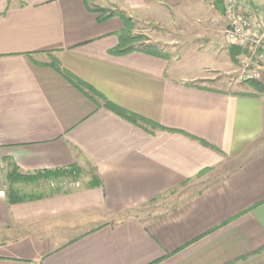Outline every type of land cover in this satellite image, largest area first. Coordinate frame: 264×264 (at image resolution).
<instances>
[{
  "label": "crops",
  "instance_id": "0c3cea01",
  "mask_svg": "<svg viewBox=\"0 0 264 264\" xmlns=\"http://www.w3.org/2000/svg\"><path fill=\"white\" fill-rule=\"evenodd\" d=\"M182 2L0 0V171L40 188L0 189V264H264V95L112 53L118 13L168 22Z\"/></svg>",
  "mask_w": 264,
  "mask_h": 264
},
{
  "label": "rangeland",
  "instance_id": "374dc122",
  "mask_svg": "<svg viewBox=\"0 0 264 264\" xmlns=\"http://www.w3.org/2000/svg\"><path fill=\"white\" fill-rule=\"evenodd\" d=\"M240 1L249 5L256 12L264 14V0ZM93 8L98 7L93 6ZM179 11L168 22L165 18L158 21H149V23L130 19V27L126 31L130 43L127 46L157 45L168 56L169 76L175 79L179 78L178 74L184 77L196 75L200 77V80L196 81L197 84L217 87L216 82L222 81L225 86L224 89L235 90H239L241 86L246 85L245 81L248 79L242 78L241 69L238 66L241 50L235 63L238 68L234 73L226 75L212 70L214 69L212 65L215 63L216 57H223L222 52L218 53L216 57L215 53L219 51V41L223 42L224 40L223 30L226 26L223 14H220L214 6V0H183ZM101 13L103 15H114L115 12L108 8L101 9ZM216 47L218 48L216 49ZM226 49L228 51L229 47L227 46ZM224 52L226 53V50ZM259 81L264 85V66L261 67ZM246 89L250 92L255 91L252 87ZM6 176L4 170L0 171V189H3L5 193L9 189H13L20 194L39 193L40 188L32 187V182L17 181L18 183L10 187L11 182L8 178L14 176L13 174L9 175L8 178ZM65 181L68 182L69 180ZM20 182L21 185L18 187Z\"/></svg>",
  "mask_w": 264,
  "mask_h": 264
},
{
  "label": "built area",
  "instance_id": "2783aa9c",
  "mask_svg": "<svg viewBox=\"0 0 264 264\" xmlns=\"http://www.w3.org/2000/svg\"><path fill=\"white\" fill-rule=\"evenodd\" d=\"M226 26L223 38L241 50L238 66L242 78L259 80L264 66V14L240 0H223Z\"/></svg>",
  "mask_w": 264,
  "mask_h": 264
},
{
  "label": "trees",
  "instance_id": "16d2710c",
  "mask_svg": "<svg viewBox=\"0 0 264 264\" xmlns=\"http://www.w3.org/2000/svg\"><path fill=\"white\" fill-rule=\"evenodd\" d=\"M214 6L215 8L220 12V14H223L224 16V3L223 0H214ZM91 11L99 13L101 18L100 20H104L108 17H111L112 15H103L101 13V9L99 8H93L91 9ZM119 16L121 18V20L123 21L124 24V30L122 32V34L120 35V39H119V43L118 46L112 51L113 54L116 55H121V54H126V53H131L134 51L137 52H141L147 55H151L154 57H158V58H162V59H166L168 56L166 54H164L161 49L158 48L157 45H144L143 46H138L135 47L134 46H127L130 42H129V38L127 36V29H129L130 25V18L125 17L123 14L119 13ZM129 25V26H128ZM240 53V49L236 48V47H231V53L230 56L232 58L233 62H236L237 56ZM55 69L58 72H61L58 64H54ZM64 76H66V78H68V80H70L76 87L80 88V89H85L89 94H93V95H97L96 93H94L92 90H90L85 84L72 79L69 75L64 74ZM245 84L252 87V89H254L257 93L263 94L264 95V85L260 83L259 80H254V79H248L247 81H245ZM106 107L113 111L115 114H117L118 116L124 118L125 120H127L128 122L134 124L135 126L143 129L145 132H148L150 134H154L155 130L158 131H164V129L160 126H158L155 123H152L150 121L144 120L142 118H139L138 116L128 113L118 107H115L109 103H106ZM146 127H148L149 129H147ZM18 177V176H17ZM19 178V177H18ZM10 179V184L13 185L15 184V182L18 181V179H15L14 177L9 178ZM19 180H22V178H19ZM24 180V179H23ZM92 181H94L93 184H97L96 179L92 178ZM6 196L8 197V202L10 204L13 203H18V202H22V201H26L27 198L25 195L18 193L17 191L13 190V189H9L8 192L6 193Z\"/></svg>",
  "mask_w": 264,
  "mask_h": 264
}]
</instances>
